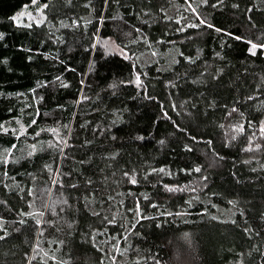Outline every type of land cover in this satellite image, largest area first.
Masks as SVG:
<instances>
[{
  "label": "trees",
  "instance_id": "16d2710c",
  "mask_svg": "<svg viewBox=\"0 0 264 264\" xmlns=\"http://www.w3.org/2000/svg\"><path fill=\"white\" fill-rule=\"evenodd\" d=\"M44 2L46 0H39V3ZM85 2L86 0H73L72 7H64V0H51L48 16L56 27L41 25L37 28L33 25L29 29L15 27L8 17L21 11L23 5L30 4V0H0V31L5 33V39L0 41V61L4 59L8 61L6 65L0 63V92L4 93L0 95V123L8 127H18L14 118H20L23 123L28 124L32 118L28 113L33 110L25 108L22 114L21 108L31 101L32 94L29 89L36 87L37 80L47 83L54 81L56 76H60L70 87L61 88L57 82L49 84L46 88L38 89V95L43 96L44 100L35 105L42 114V118L37 117L41 126H55L56 121L69 125L68 129H61L63 136L70 137L69 144L72 145L71 148L65 149L69 159L63 161L62 171L72 172L73 175L59 178L77 181L82 178L78 174L91 175L95 172L92 179L97 181V186H99L103 175H108L106 191L115 198L111 203L117 207L113 208L112 212L118 218L125 212L124 207H120L118 202L123 200L125 205L131 206L133 197L128 196L127 193L132 192L136 199L141 200V207L145 208L146 214L156 216L155 223L162 224V227L155 228L152 221H141L137 228L146 235V239L137 240L136 237L130 236L129 244L132 248L124 257H118V261H123L124 264H134L138 258L135 250L139 249V256L143 257L141 264H155L157 259L160 264H234L233 254L243 251L245 261L249 260L247 254L251 252V264H262L264 257L256 251V248L264 251V239L254 236L249 241L242 234L241 229L245 219L249 224H264V221L259 219V214L264 212V141L260 138L258 127L248 128L247 126L249 119L264 111L262 109L264 92L255 90V86L261 83L260 77L264 76V61L247 58L244 44L228 41L227 37H218L209 29L184 27L183 32L178 31L180 27L189 23H198L190 11L185 12L186 6L183 0H136L137 4L144 2L146 10L151 9V18L144 17L148 19V25L143 26L135 18V5H132L133 11L131 12H126L124 8L109 7L105 10V16L116 17V19L107 18L100 25L95 19L96 13L93 12L90 15L89 10L83 7ZM233 2L240 3L239 10L231 8L230 5ZM93 3L99 6L100 0H93ZM254 3L258 8L260 7L257 0H225V6L217 7L215 10L202 8L200 12L203 18L217 26L253 37L264 31V12L254 11L248 14L244 12L245 7H252ZM161 6L164 11L160 10ZM165 16L170 19H164ZM248 16L253 17L252 23L257 25L255 28L251 27ZM76 17L92 20V24L87 26V34L84 32L83 19L79 21V30L59 28L60 20L70 25L72 19ZM177 20H180L179 24L176 23ZM94 26L104 40L108 42L113 40L122 45L128 44L138 54L145 53L141 56L139 66L149 73L148 80L152 85L149 92L153 95L159 94L158 100H164L170 91L179 93V89H164L162 82L174 79L177 70L185 71V67L170 65L169 53L175 55L177 51H183L186 55L191 53L193 58L199 55L200 59L197 64L191 66L194 70L193 74L187 80L182 78L175 82L181 85L185 93L193 92L196 87H201L203 91L202 86L192 85L191 79L204 70L205 64L209 66L210 72L216 67H221L222 62L213 58V52L222 51L220 49L221 39L231 43L232 48L228 56L229 67L223 75V83L217 88L218 82H212L208 87L218 94L221 103H230L236 96L244 97L247 94L254 96L253 100L246 101V106L242 109L245 117L240 122L244 123L247 131L244 135L236 134L237 139L231 141L229 137L234 133L228 125L237 123V120H226L222 110H217L214 115L205 116L202 104L199 106L201 108L199 116L190 106L186 111L192 112V116L185 115L183 112L177 116L175 112H170L175 121L189 126L191 133L201 141L194 143L173 128L170 121L160 117L156 102L143 99L142 95H137L131 86L127 88L122 86L117 97H111L109 92L102 91L107 88L108 83L127 77V62L122 61L117 55H109L101 59V52L84 51L89 42L88 34L93 32ZM131 26L142 27L144 33L150 35V38L157 40L163 38L164 47L157 46L162 55L151 57L142 45L137 48V45L130 44L131 40L136 39ZM129 32L131 35H126ZM49 33L51 39H49ZM164 33L167 35L164 36ZM58 37L63 40V43L57 40ZM27 49L31 51H26ZM29 56L32 57L31 60L27 59ZM176 58L182 59L178 56ZM89 59H97L98 71L83 76L82 73L88 72ZM154 61H159V63H154ZM158 68L165 70L157 71ZM170 68L171 70H167ZM121 73L122 75H119ZM81 79L91 85L90 88H85L84 92L92 97V100L77 105L74 101L80 95L79 81ZM97 92L100 93V100L96 99ZM17 93L24 95L18 96ZM180 98L186 97L179 95L175 97L177 101ZM58 104L63 105V109H58ZM165 107L167 108V104ZM94 108H102L104 112L93 111ZM116 108H127V111L124 112L121 122L112 126L113 117L109 109ZM211 112L212 110H209V113ZM220 123H224L226 127L220 128ZM253 123L255 124L256 121L253 120ZM82 124L86 127L81 128ZM96 125L100 128H104L105 125L110 126L111 134L116 135L118 140L111 141L102 131L93 134L91 127ZM35 128L36 126L33 125L28 132H33ZM253 132L256 133L253 141L261 143V149L254 152L241 151L240 149L247 143L246 137L252 135ZM136 135H144L145 140H135ZM41 138L46 141L50 137L48 134H42ZM86 139L92 141L88 146L83 144ZM158 140H164L165 143L161 145ZM207 140L213 141L211 147L204 143ZM221 141H225L229 146L222 147ZM30 142V139L23 140L22 138L21 141H17L14 137L0 134V150L10 146L11 143H16L17 149L13 150L15 157H24L20 164L12 166L15 169L9 173L12 178L4 177L3 170H0V181H3L0 183V200H6L10 205H15L20 200V196L25 195L24 192H19V188H24L35 192V197H27V199L34 200L37 209H42L44 203L47 202L59 212L61 207H65L62 204L64 199L75 203L76 192L67 187L61 189L58 184L51 182L50 175L46 171L40 170L42 160L53 164L55 169L59 163L58 157L54 162L48 154L38 152L31 162H27L26 146ZM185 143L193 147V152L189 153L184 149ZM116 149L120 150L124 160L132 162L129 164L130 167H142L145 170L151 167H164L173 175L152 174L149 177L151 183H144L143 173H140L139 178L142 182L137 185L116 183L121 180L119 171L114 177L108 171L103 174L99 171L105 167L102 157ZM213 149L219 152L224 159L219 160L214 155ZM88 158H91L90 164L78 163L80 159ZM244 161L249 162L245 164ZM197 164L201 166L203 174L209 176L207 183L210 190L205 189L201 192L195 184L200 173H193L189 176L187 173L178 171L179 168L192 167ZM51 176L56 177L57 173L53 171ZM237 180L240 183H237ZM177 181L181 186L197 187V191L168 193L164 190L163 184H174ZM5 184L8 185L7 188L4 187ZM152 184H156V187L153 188ZM213 192L216 195H213ZM142 193L148 194L152 201L160 207L158 209L148 207V202L142 199ZM189 199L193 200L191 205L183 202ZM228 200H237L238 207L245 209V216L241 217L238 209L229 204ZM97 210L99 211L100 208L97 207ZM164 211H179L187 215L173 220L172 217L158 215ZM0 215L8 220L11 231V228L15 227L12 221L17 218L16 210L9 212L4 205H0ZM127 215L131 217V213ZM46 216L56 219L51 216V212H46ZM213 216L217 219H212ZM233 219L237 221V225L222 222ZM93 220L94 218L89 219L88 223H93ZM29 223L32 222L29 221ZM109 229L108 234L97 237V243L104 246L106 250L111 247V237L118 235L111 231V226ZM67 232L66 228L62 233L46 228L45 236L41 241L43 251L65 259L71 255L72 264H96V256L102 254L97 253L90 244L85 243L78 231H73L71 236L67 235ZM185 232L189 233L190 240L183 238ZM36 239L34 232L25 231L19 239L12 238L7 242H0V264H27L26 257L33 254L31 249ZM50 239H63L65 245L49 244ZM105 240H108L109 244L105 245ZM120 243L122 247H126L123 241ZM32 264H39V257ZM48 264H53V262L50 260ZM105 264H109L107 259H105Z\"/></svg>",
  "mask_w": 264,
  "mask_h": 264
},
{
  "label": "snow or ice",
  "instance_id": "6c2138e0",
  "mask_svg": "<svg viewBox=\"0 0 264 264\" xmlns=\"http://www.w3.org/2000/svg\"><path fill=\"white\" fill-rule=\"evenodd\" d=\"M257 3L260 7H257V4L254 3L252 7H245L244 12L245 14L252 13L254 11L264 12V0H257ZM183 4L185 7V12H191L192 17L198 21V23H189L183 27H180L178 31L183 32L184 27H190L193 29L198 28H205L209 29L212 32L216 33L218 37H227L228 41H235L240 42L245 45L244 52L247 54V58H255L256 60L264 61V31H261L259 35L248 37L241 33L232 32L222 26H217L213 22H209L206 18H203L200 12L202 8H211L215 10L217 7L225 6V0H183ZM38 5V6H37ZM132 5L136 6L135 10V18L140 21V24L148 25V19H144V17L151 18V9L146 10V4L142 2L141 4H137L136 0H100L99 6L93 3V0H86L83 4L85 9L89 10V14L91 15L93 12L96 13L95 19L98 24L102 25L107 18L116 19V17H106L105 10L109 7L115 8H124L126 12L133 11ZM33 7L34 11H29V8ZM64 7H72L73 0H64L63 3ZM231 8L239 10L240 3L233 2L231 3ZM23 10L17 12L14 15L8 17V19L12 22L15 27H24L31 29L33 25L39 28L41 25L44 26H51L56 27L52 20H49L48 10L51 8V0H46L44 3H39V0H30V4H25L22 6ZM161 11H164L163 6L160 8ZM27 18V23H22V18ZM54 19V18H53ZM84 20V32L87 34V26L92 24V20L85 19L83 17H76L72 19L71 24H66L63 20L59 21V28H66L72 30H79L80 29V20ZM123 19V17H121ZM164 19H170L169 17L165 16ZM183 19V18H182ZM249 23L252 28H255L257 25L252 23L253 17L248 16ZM177 24L180 23V20L176 21ZM150 26V25H149ZM133 31L136 34V39L131 40L130 44L137 45L139 48L141 45L146 50V52L151 54V57H159L161 56V52L158 50L157 46L164 47L165 40L163 38L157 40L154 38H150V35H147L142 30V27H135L131 26ZM210 34V33H209ZM89 35V42L88 46L84 49L85 52L97 51L101 52L100 58H104L105 56L109 55H117L119 56L122 61L127 62V71L128 75L125 78H120L117 80L112 81L111 83L107 84L106 89H102V91L109 92L111 97H117L121 87L127 88L131 86L137 95H142L143 99L148 101H154L157 104V108L159 110L160 117L164 120L170 121L173 128H175L178 132L183 133L185 137L191 140L194 143L201 142L195 134L191 133V129L189 126L182 125L175 121L173 117L170 115V112H175L177 116H180L182 112L185 115L192 116V112L186 111L187 107H191L192 109L196 110V115L199 116L201 114V108L199 107L201 104L203 105V114L207 115H214L217 110L223 111V116L226 120H233L236 119L237 123L231 124L229 123L228 127L232 129L234 133L229 137L231 141H235L237 139L236 134L244 135L247 131L245 128L244 123L240 122L245 117V112L242 111L243 108L246 106V101H251L254 99L252 94H247L244 97L236 96L230 103H221L218 99V94L214 93L212 88H209L208 85L212 82H218L216 87H219V84L223 83V75L226 69L229 67L228 64V56L229 51L232 48L231 43L224 41L221 39L220 42V49L222 51H214L213 58L218 59L222 62L221 67H216L213 71H209V66L205 64L204 70L199 72L195 78L191 79L190 83L192 85L202 86L203 91H201V87H196L193 92L185 93L181 88V85L176 83V80L185 79L187 80L190 75L193 74L194 70L191 66L196 65L197 61L200 59L199 55L195 58L189 54H185L183 51H177L175 55L171 56L170 65L171 66H182L185 67L184 72L176 71L174 74V79H167L166 81L162 82V87L164 89L176 90L179 89V93L170 91L167 97L164 100H158V95H153L149 92V88L151 85V81L148 80L149 73L144 71L140 68L139 62L141 60V56L145 53L140 52L139 54L137 51L133 50L129 47L128 44H119L115 41L109 43L107 40H104L100 37L98 30L96 27H93V32ZM126 35H131V32L127 33ZM164 36L167 33L163 34ZM49 39H51V34H48ZM5 39V33L0 31V41ZM191 39V37H189ZM63 43V40H60ZM7 47V45H5ZM26 51H31V49H27ZM223 52V54H222ZM180 57L182 59H177L176 57ZM28 60H31L32 57H27ZM0 63L7 64V59L0 61ZM63 63V61H61ZM97 59H89L88 60V72L82 73L83 76L90 75L94 71H98L97 68ZM154 63H159V61H154ZM165 69H157V71H162ZM167 70H171L167 69ZM71 71H75V69H71ZM247 71V69L245 70ZM119 75H122L119 74ZM261 83L255 86V90L257 92H264V76L260 77ZM59 83V87L61 88H69L70 85L65 83L64 80L61 79L60 76H56L54 81L43 82L40 80L36 81V87L30 88L29 92L32 94L31 101L26 103L21 108V113L23 114L25 108H32V112L28 113L29 116L32 118L25 124L22 122L20 118H14L15 124L18 127H8L3 123H0V134L4 136L14 137L17 141L23 140H31L30 143L26 146V157L27 162H31L32 158L39 152V153H46L50 156L53 161H56V158H59V163L57 167L54 169L53 164L43 161L42 157V164H41V171H46L50 175L51 182L53 184H58L61 189L67 187L72 189L74 192L77 193L75 196V203H70L68 199H64L62 204L65 207H61L59 212L52 207L49 203L45 202L42 209H37L35 207L34 200L29 201L27 197H35V192L32 189L25 190L24 188H19V192H24V196H20V200L15 205H10L6 200H0V205H4V207L11 212L13 209L16 210V219L12 221V224L15 227L9 230V223L5 216L0 215V242H7L9 239L15 238L19 239L20 235L25 231H32L35 233L37 239L35 244L33 245L31 251L32 255L26 257L27 264H32L33 261H36L39 257V264H48L51 260L53 264H72L71 255L68 259L63 257H57L55 254H49L47 251H43L41 247V241L45 236V229H54L57 233L64 232L65 228L68 230L67 235L71 236L73 231H78L82 238H84L85 243L91 245L93 249L97 253H101L102 255H97L95 260L96 264H105V259L109 261V264H124L123 261H118V257H124L132 245L129 244V239L131 237H136L137 240H144L146 239V235L142 233L141 230L137 228L138 225L141 224V221H152L154 223L155 228L162 227L161 223H155L157 217L153 215H147L145 208L141 207V200L135 198V194L132 192L127 193L128 196L133 197V203L131 206L125 205L123 200L119 201L118 204L120 207H124L125 212L120 214V217L112 212V209L117 207L116 205L112 204L111 202L115 199L111 194L106 191L107 181L109 180L108 175H103L101 181H99V186H97L98 182L92 179V176L96 173L93 172L91 175H81V179L77 181H73L71 179H60L59 177H71L73 175L72 172H63L62 171V164L63 161L69 159L68 154L66 153V148H71L72 145L69 144V138H66L61 134V129H68V124H61L59 121L55 122V126H41L38 123L37 117L42 118V114L40 109L37 108L35 105L40 104L44 97L38 95V89L46 88L49 84ZM81 88L79 89V98L74 101L75 104L79 105L83 102L91 101L92 97H89L85 92V88H90V84H86L84 79L79 81ZM0 95H4V93L0 92ZM16 95L21 96L24 95L23 93H17ZM177 95L186 98H180L178 101L175 99ZM96 99L100 100V93L95 94ZM167 104V108L165 105ZM63 105L58 104V109H63ZM180 109L181 111H178ZM262 109H264V105H262ZM209 110H212L209 113ZM11 111V109H9ZM93 111L104 112L102 108H94ZM112 115L111 125L115 126L118 122H121L122 116L124 112L127 111V108H116V109H109ZM107 113H105L106 115ZM47 115V114H44ZM238 118V119H237ZM253 120L256 123H253ZM11 123V121H9ZM33 125L36 128L33 132L29 133L28 129L31 128ZM248 128L258 127V131L260 134V138L264 141V111H261L260 115L253 117L247 121ZM86 127V125L82 124L81 128ZM220 128H225L226 125L224 123L219 124ZM91 131L93 134L97 133L98 131L104 132L107 137L116 142L118 137L116 135L111 134V127L105 125L104 128H100L99 125L91 127ZM42 134H48L50 137L48 140L42 139ZM256 135L255 132L252 135L246 137L247 143L244 147H242L241 151L246 152H254L261 149V143H254L253 137ZM137 141L145 140L144 135H136L134 137ZM92 143L90 140H84V146H88ZM158 143L163 145L165 143L164 140H158ZM209 147L213 145L212 140L204 141ZM222 147H228L229 144L225 141H221ZM184 149L191 153L193 152V147H191L188 143L183 145ZM14 149H17L16 143H11L10 146L3 147L0 150V170H3V176L12 178L9 176V173L14 171L15 169L12 167L14 165L20 164L21 160L24 159L23 156L15 157L13 152ZM24 151V150H21ZM214 155L218 157L219 160H223L224 157L219 154L215 149H213ZM103 160L105 162V167L100 169L99 171L103 174L104 172L108 171L111 173V176H115L116 172L119 171L120 173V181H116V183L123 182L125 184L130 185H137L142 181L144 183H151L149 181V177L152 174H156L159 176L160 174H165L168 176H172L173 173L170 170H167L164 167L155 168L151 167L148 170L144 168L138 167H130L129 164L132 163L130 161L124 160L122 154L119 149L113 150L108 152L104 155ZM249 161H244L247 164ZM79 164H86L91 163V158L88 159H80L78 161ZM22 166V165H21ZM55 171L57 173L56 177H52L51 174ZM87 171V170H86ZM178 171L187 173L191 176L193 173H200L198 180L195 181V184L199 188L201 192H204L205 189H209V185L207 181L209 180V176L203 174V170L199 164L189 167L185 166L179 168ZM253 171H256L253 169ZM140 173H143L142 181L139 178ZM31 175V173H27ZM3 183V181H0ZM237 183H240L237 180ZM5 188L8 185H4ZM152 187L155 188L156 184H152ZM197 187H190L189 185L181 186L177 181L174 184H163L164 190L168 193H183V192H195L197 191ZM216 195L215 192L212 193ZM207 195V193H205ZM142 199L147 201L148 207L153 209H158L160 205L153 202L151 197L146 194H141ZM182 199V197H181ZM199 199V197H196ZM186 204L191 205L193 203L192 199L187 201H183ZM228 203L231 204L234 208H237L239 211V215L241 217L245 216V209L243 207H238L237 200H228ZM107 205V207H105ZM215 207V205H212ZM97 207L100 210H97ZM46 212H51L52 217H56V219H51L46 216ZM63 213L64 215L61 216L60 214ZM107 213V214H104ZM131 213V217L127 214ZM159 216H166L172 217L173 220L187 215V213L183 212H170L164 211L158 213ZM94 218L93 223H88L89 219ZM212 219L216 220L217 217L213 216ZM260 221H264V212L259 214ZM29 221L32 223L30 224ZM62 222V223H61ZM223 223H232L233 225H237L236 220H226L222 221ZM109 226H111V231L118 233L116 236L111 237V247L106 250L104 246H101L97 243V237L105 236L109 232ZM242 234L248 238L249 241L253 239V237H260L264 239V224L262 223H254L249 224L248 220L245 219L244 226L241 229ZM183 238L185 240H190L189 233H183ZM120 241L124 242L126 247H122ZM49 244H57L58 246L65 245V240L63 239H50L48 240ZM104 244H109L108 240L104 241ZM75 251V249H73ZM231 251V250H230ZM257 252H260V255L264 257V251H260L259 248H256ZM135 254L137 255V259L134 261V264H141V260L143 257L139 256V249L135 250ZM245 253L243 251L235 252L233 254V262L234 264H251L252 261V254L249 252L247 255L249 257L248 261L244 260ZM155 264H160V261L157 259L155 260ZM264 264V261H262Z\"/></svg>",
  "mask_w": 264,
  "mask_h": 264
},
{
  "label": "rangeland",
  "instance_id": "374dc122",
  "mask_svg": "<svg viewBox=\"0 0 264 264\" xmlns=\"http://www.w3.org/2000/svg\"><path fill=\"white\" fill-rule=\"evenodd\" d=\"M21 10H23V8ZM29 11H34V8L30 6ZM27 22L28 21H27V18L26 17L22 18V23H27ZM112 41L113 40H109V43H111Z\"/></svg>",
  "mask_w": 264,
  "mask_h": 264
}]
</instances>
